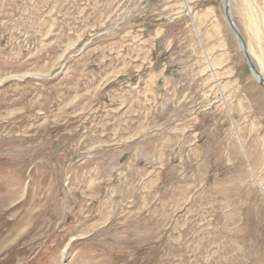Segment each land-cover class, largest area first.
I'll use <instances>...</instances> for the list:
<instances>
[{
    "label": "rangeland",
    "instance_id": "374dc122",
    "mask_svg": "<svg viewBox=\"0 0 264 264\" xmlns=\"http://www.w3.org/2000/svg\"><path fill=\"white\" fill-rule=\"evenodd\" d=\"M232 16L263 74L264 0ZM0 264H264V89L222 0H0Z\"/></svg>",
    "mask_w": 264,
    "mask_h": 264
},
{
    "label": "bare ground",
    "instance_id": "6f19581e",
    "mask_svg": "<svg viewBox=\"0 0 264 264\" xmlns=\"http://www.w3.org/2000/svg\"><path fill=\"white\" fill-rule=\"evenodd\" d=\"M230 2V16L234 22V19H233V16H232V0L229 1ZM222 4H223V9L225 7V1L222 0ZM225 13V12H224ZM226 18V16H225ZM227 22V21H226ZM246 22V21H245ZM228 24V23H227ZM234 24L236 25V23L234 22ZM229 26V25H228ZM230 27V26H229ZM237 27V25H236ZM238 28V27H237ZM246 28H247V31L250 33V35L253 37V39L256 40L257 42V45L259 44V46H261V49H262V42L264 40V26H260L258 25L257 23L255 22H252L249 20V22H246ZM231 29V28H230ZM239 29V28H238ZM239 31L241 32V30L239 29ZM242 34V32H241ZM244 40H245V43H246V46H247V49H248V52H249V55L250 57L252 58V60L254 61V63L256 64V58L259 59V57H257V54L255 53V50H254V47H253V44H252V41L251 40H246L244 35L242 34ZM236 38V37H235ZM237 39V38H236ZM237 42H238V46L240 48V45H239V41L237 39ZM241 50V48H240ZM242 51V50H241ZM243 53V52H242ZM264 60V59H263ZM259 62L261 63V65L263 66V71H264V61L262 60H259ZM257 66V65H256ZM258 68V67H257ZM258 71L260 72L263 80H264V72L262 74V72L258 69ZM254 79L256 80V82L258 83L257 79L255 78L254 76Z\"/></svg>",
    "mask_w": 264,
    "mask_h": 264
},
{
    "label": "water",
    "instance_id": "95a60500",
    "mask_svg": "<svg viewBox=\"0 0 264 264\" xmlns=\"http://www.w3.org/2000/svg\"><path fill=\"white\" fill-rule=\"evenodd\" d=\"M224 1H225L224 12H225V16H226V21H227L228 25L230 26L234 36L239 41L240 48H241V50H242V52H243V54L247 60V63H248V66L250 68L252 75L255 76V78L257 79L260 86L264 89V80H263L260 72L258 71L256 64L254 63V61L252 60V58L249 55L245 40H244L241 32L236 27V25L234 24V22L230 16V2H229L230 0H224Z\"/></svg>",
    "mask_w": 264,
    "mask_h": 264
}]
</instances>
